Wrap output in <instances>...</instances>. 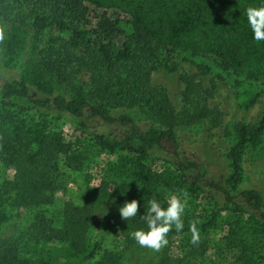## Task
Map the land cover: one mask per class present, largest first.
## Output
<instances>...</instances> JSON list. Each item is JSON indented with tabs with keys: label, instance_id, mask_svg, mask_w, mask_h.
<instances>
[{
	"label": "trees",
	"instance_id": "16d2710c",
	"mask_svg": "<svg viewBox=\"0 0 264 264\" xmlns=\"http://www.w3.org/2000/svg\"><path fill=\"white\" fill-rule=\"evenodd\" d=\"M260 5L0 0L1 48L12 61L2 67L17 70L0 74V264H133L142 247L131 234L147 230L141 217L149 200L167 207L165 190L190 194L184 228H173L145 264H264V193L246 186L248 152L264 138V41L254 39L246 18L249 6ZM253 107L259 113L249 122ZM63 117L75 132H64ZM88 118L129 131L88 134ZM225 118L232 123L222 173L209 180L201 161L179 156L178 141L196 125L208 137L218 128L225 135ZM102 156L112 181L77 201L55 199L61 169L80 173ZM133 199L138 215L124 220L119 208ZM219 204L251 217V242L229 215L217 224ZM100 213L115 236L107 247Z\"/></svg>",
	"mask_w": 264,
	"mask_h": 264
},
{
	"label": "rangeland",
	"instance_id": "374dc122",
	"mask_svg": "<svg viewBox=\"0 0 264 264\" xmlns=\"http://www.w3.org/2000/svg\"><path fill=\"white\" fill-rule=\"evenodd\" d=\"M0 30H3V39L6 34V29L0 23ZM3 39L0 40V74L4 77L9 76H16L17 70L7 69L2 67L5 64H12V61L4 54L1 46V42ZM2 50V51H1ZM259 113L258 107H253L248 114V121L254 122L257 118ZM240 115H238L239 118ZM72 119L67 117H63L60 119L61 123L64 125L63 129L65 133L71 134L75 132L74 125H72ZM59 121V122H60ZM86 122V131L88 134H103L109 138H121L122 135L129 131V127L127 126H120L114 123H106L101 121L98 118H88L85 120ZM226 122V123H225ZM231 120L225 118L224 127L226 131L225 135L223 132L220 131L218 128L217 130L212 131V136L208 137L209 134L205 133L204 126H192L188 127L185 130V137L180 135L181 140L178 141V154L182 158H191L197 159L201 161L208 170V179L217 180L221 175V169L223 167L221 151L227 145V142L230 137H228V132L231 130ZM170 156V155H169ZM172 157V155H171ZM172 160V159H171ZM108 161L107 156L102 157H93L91 159L90 164L83 169L80 173H74L69 170L61 169L62 172V188L61 190L55 193V199L59 202L64 200H74L77 201L84 192L91 190L92 188L97 187L100 185L102 180H110L109 173L106 169V162ZM247 163L251 168L248 171L249 178L247 180L246 186H251L252 183L259 188V190L264 193V167H259L260 164H264V138H262L261 143L252 151L248 152L247 156ZM112 181V180H110ZM165 198L172 194L168 190L164 191ZM183 194V193H182ZM182 194H177L182 196ZM189 194V193H188ZM190 194L188 195L187 202L190 200ZM219 217L217 224L223 222L226 218V215H229L231 223H238L239 226L242 227L240 232H237L238 235L247 241L251 242V238L249 237L251 230L249 229L252 226V219L247 213H235L229 210L223 209L222 204H219ZM223 209V210H222ZM103 213H100L98 219L100 222L99 225V236L104 238V246L107 247L111 244H114L115 236L112 230L106 226V219L103 217ZM196 221V219H194ZM225 229H220L219 234H225ZM222 244H225V241L219 239ZM154 253L153 250L148 248H142L137 253L133 254V258L131 259L133 264H145L149 259L152 260ZM213 254V249H209L208 253L206 254L205 258H209V255ZM193 262L197 264H210L208 260H204V258L194 259Z\"/></svg>",
	"mask_w": 264,
	"mask_h": 264
},
{
	"label": "clouds",
	"instance_id": "9594fccd",
	"mask_svg": "<svg viewBox=\"0 0 264 264\" xmlns=\"http://www.w3.org/2000/svg\"><path fill=\"white\" fill-rule=\"evenodd\" d=\"M246 18L254 39L257 42L264 41V5L249 6L246 9ZM3 39V30H0V40ZM188 193L183 192L182 196L175 193L166 197L167 207H163L156 199L148 201L146 214L141 217L146 222L147 230L139 229L131 235L135 242L142 248L153 251H160L168 245V234L175 229L181 232L184 228L183 216L187 207ZM139 202L136 199L126 202L119 208L122 219L130 220L135 218L139 212ZM198 222L193 221L190 226L192 233L191 243H200L199 231L196 227Z\"/></svg>",
	"mask_w": 264,
	"mask_h": 264
}]
</instances>
